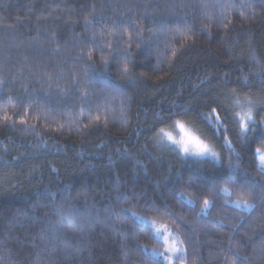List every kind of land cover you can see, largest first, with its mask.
Instances as JSON below:
<instances>
[{"label": "trees", "instance_id": "16d2710c", "mask_svg": "<svg viewBox=\"0 0 264 264\" xmlns=\"http://www.w3.org/2000/svg\"><path fill=\"white\" fill-rule=\"evenodd\" d=\"M0 81V264H264V0H0Z\"/></svg>", "mask_w": 264, "mask_h": 264}, {"label": "snow or ice", "instance_id": "6c2138e0", "mask_svg": "<svg viewBox=\"0 0 264 264\" xmlns=\"http://www.w3.org/2000/svg\"><path fill=\"white\" fill-rule=\"evenodd\" d=\"M126 23H128L129 25H132V19L131 17L128 18L127 21H125ZM113 23H118L117 21H113ZM120 27H123V24H119ZM126 55H130L129 53L126 52ZM175 55V54H173ZM92 57L88 56V60H91ZM113 59H116L115 57H113ZM107 68V63L105 64V69ZM129 71L127 64H124L123 67V73L127 74ZM0 84H2L3 86H7V81H0ZM12 117L9 116L7 113H5V115L3 116V120L5 122L11 120ZM96 119H99V117H97ZM242 128L244 130L245 133L247 132H251L255 130L256 126H264V118L260 119L259 121H256L253 118V114H252V109H249L247 114H246V118L242 117ZM249 121H251V123H249ZM22 123H26V121H22ZM181 128H183V125H181ZM161 131H163V129H161ZM243 135V133H242ZM186 138L183 141H177V143H179L182 147V150L184 153H189L192 152L196 155H205V154H210L213 157H217L218 154L213 151V149L206 143H204L203 141L191 136L190 134L186 133L185 134ZM168 139H172L171 136L168 137ZM255 153H260L259 159L262 165H264V143L259 144V146L256 147V152ZM239 155V154H238ZM232 167L236 168V169H240L241 165L239 163V160H237V163L234 165H231ZM261 175H264V172L261 173ZM230 182V181H229ZM219 187V185L214 186L211 191L215 192L216 189ZM257 188L256 183H251V184H247V185H237L236 189L237 191H239L240 193V201L245 205V206H253L254 203H264V183L259 184V190L261 192V196L259 198V200H257L256 197L252 196V192H254ZM248 197V198H245ZM203 204L205 206H207L209 204V200L204 199ZM223 223V222H221ZM171 251L175 252V253H180L181 249L179 248H175L173 247L172 249H170ZM179 256H177V260L179 261ZM173 264H176V261L173 262ZM180 264H182V261H180Z\"/></svg>", "mask_w": 264, "mask_h": 264}, {"label": "rangeland", "instance_id": "374dc122", "mask_svg": "<svg viewBox=\"0 0 264 264\" xmlns=\"http://www.w3.org/2000/svg\"><path fill=\"white\" fill-rule=\"evenodd\" d=\"M245 118H246V116H245ZM181 125H183V124L177 123V124L175 125V127H174L173 130H170V131L165 132L164 134H162V136H161L162 141L165 142V143H168V145H170L171 147L176 148V149H177L180 153H182L185 157H189V158H215V157L211 156L210 154H205V155L201 156V155H196V154H194V153H192V152L184 153L183 150H182L181 145H180L179 143H177V141H183V140L186 138V136H185L186 133L190 134L191 136H193V137H195V138H197V139H199V140H201V139H200V137H199L198 135H196L195 132L192 131L190 128L186 127L185 125H183V128H181ZM169 136L172 137L171 140L168 139ZM201 141H202V140H201ZM203 142H204V141H203ZM204 143H206V142H204ZM206 144H207V143H206ZM209 146H210V145H209ZM210 147H211V146H210ZM211 148H212V147H211ZM212 149H213V148H212ZM213 151H214V149H213ZM259 156H260V153H258V159H259ZM259 162H260V159H259ZM260 163H261V162H260ZM261 167H262V169H264V165L261 164ZM159 232L162 233V232H164V230H161V229H160ZM168 237H170L169 233L166 234V238H168ZM168 239H169V238H168ZM168 239H167V240H168ZM172 248H173L172 246L168 245V249H167V251H168V253H169V255H170L171 258L175 257V255H176L175 252H173V251L170 250V249H172Z\"/></svg>", "mask_w": 264, "mask_h": 264}]
</instances>
